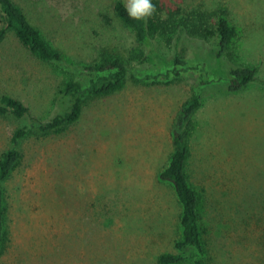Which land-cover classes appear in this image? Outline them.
I'll return each instance as SVG.
<instances>
[{
	"label": "rangeland",
	"instance_id": "obj_1",
	"mask_svg": "<svg viewBox=\"0 0 264 264\" xmlns=\"http://www.w3.org/2000/svg\"><path fill=\"white\" fill-rule=\"evenodd\" d=\"M111 1L24 0L21 6L77 65L96 59L108 36L118 44L129 35L104 23L101 12ZM159 1L166 16L194 11L207 28L213 12L225 10L236 26L229 49L218 62L206 30L170 42L152 37L144 52L151 58L136 61L123 90L88 99L66 132L26 139L25 160L5 182L9 239L0 264H158L159 253L177 252L180 204L158 172L173 150L180 104L196 89L202 104L187 136V172L200 196L208 264H264V0ZM50 18L52 31L45 23ZM117 33L122 36L114 38ZM200 47L206 49L202 60ZM175 52L190 69L172 71ZM227 64L257 66V81L228 91L221 76ZM42 67L46 74L84 75L56 63ZM33 79L21 85L20 96L34 113L45 114L47 84ZM12 129V122L0 121V149ZM94 199L96 208H89Z\"/></svg>",
	"mask_w": 264,
	"mask_h": 264
},
{
	"label": "trees",
	"instance_id": "obj_2",
	"mask_svg": "<svg viewBox=\"0 0 264 264\" xmlns=\"http://www.w3.org/2000/svg\"><path fill=\"white\" fill-rule=\"evenodd\" d=\"M25 2L0 0L3 15L0 26V121L13 123L11 133L5 137V147L0 149V255L9 239L10 204L5 182L25 160L26 139H46L66 132L80 120L88 99L107 97L123 90L131 76L135 75L136 61L141 65L146 62L145 59L151 58L144 56V52L150 50L152 37H164L170 42L174 35L176 39H183L189 31L204 35L206 30V36H214L215 57L220 62L236 33V26L229 21L223 9L213 12L214 21L210 24L211 28H207V20L194 11L179 18L178 9L166 16L159 0H151L154 10L143 19L130 17L124 0H112L110 9L101 12L104 23L111 25L112 30L117 26L126 29L129 35L118 44L110 40L112 35L108 36L107 45L96 59L76 65L67 61L62 48L46 38L38 21L23 9ZM45 23L52 31V18ZM117 36L122 35L117 33L114 38ZM5 42L8 43L6 48L3 47ZM203 50L206 49L196 52L201 57L199 60L205 56ZM55 63L63 70L80 71L84 75L80 78L77 75L68 76V72L65 76L53 71L52 77V74L39 69V66L43 69V65ZM186 63L183 56L175 52L172 71L179 74L190 69ZM257 69L255 65H224L221 74L225 78L223 85L228 91L240 90L257 81ZM202 73L200 76H203ZM33 78L37 83L47 84L42 86L47 87L51 100L50 109L45 114L34 113L20 96L21 85L25 86ZM259 82L264 84L263 80ZM201 104L202 95L198 89L180 104L172 126L173 150L158 172V179L169 184L180 204L181 230L180 237L175 241L177 252L159 253L156 257L158 264H208L206 242L200 225V196L189 181L187 172L190 156L187 136L192 130L193 115ZM96 201L94 199L89 208L92 204L96 208Z\"/></svg>",
	"mask_w": 264,
	"mask_h": 264
},
{
	"label": "clouds",
	"instance_id": "obj_3",
	"mask_svg": "<svg viewBox=\"0 0 264 264\" xmlns=\"http://www.w3.org/2000/svg\"><path fill=\"white\" fill-rule=\"evenodd\" d=\"M126 10L130 17L143 19L152 14L154 5L151 0H127Z\"/></svg>",
	"mask_w": 264,
	"mask_h": 264
}]
</instances>
